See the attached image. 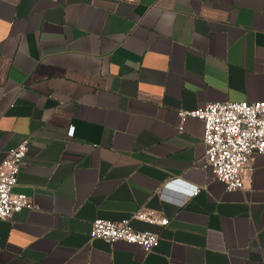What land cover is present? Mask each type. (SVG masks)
I'll return each mask as SVG.
<instances>
[{
    "label": "crops",
    "instance_id": "0c3cea01",
    "mask_svg": "<svg viewBox=\"0 0 264 264\" xmlns=\"http://www.w3.org/2000/svg\"><path fill=\"white\" fill-rule=\"evenodd\" d=\"M226 101H264V0H0V163L30 139L35 204L0 220V264H264V155L227 192L202 121L179 130ZM144 209L154 252L91 239Z\"/></svg>",
    "mask_w": 264,
    "mask_h": 264
},
{
    "label": "built area",
    "instance_id": "2783aa9c",
    "mask_svg": "<svg viewBox=\"0 0 264 264\" xmlns=\"http://www.w3.org/2000/svg\"><path fill=\"white\" fill-rule=\"evenodd\" d=\"M178 115L181 121L179 130H183L188 118H196L203 123L205 155L202 169L210 171L227 192L244 189V175L253 155H264V101L215 102L192 111H180ZM69 134H73V128ZM29 147L30 139L26 138L0 163V220L35 208L30 196L14 191L26 164ZM175 181L183 183L182 178ZM187 185L186 197L196 196L202 190L199 186ZM134 220L161 227L169 224L168 218L144 209L119 222L94 220L90 237L107 243L125 242L141 247L146 253L154 252L160 245V232L139 231L133 225Z\"/></svg>",
    "mask_w": 264,
    "mask_h": 264
}]
</instances>
